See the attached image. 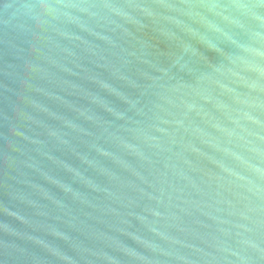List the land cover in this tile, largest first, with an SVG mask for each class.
<instances>
[{
    "label": "water",
    "instance_id": "95a60500",
    "mask_svg": "<svg viewBox=\"0 0 264 264\" xmlns=\"http://www.w3.org/2000/svg\"><path fill=\"white\" fill-rule=\"evenodd\" d=\"M0 264H264V0H0Z\"/></svg>",
    "mask_w": 264,
    "mask_h": 264
}]
</instances>
